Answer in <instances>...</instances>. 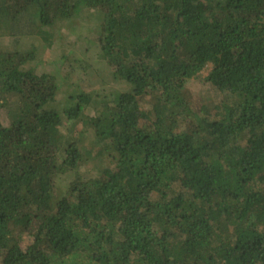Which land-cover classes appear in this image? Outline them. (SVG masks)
Returning a JSON list of instances; mask_svg holds the SVG:
<instances>
[{"label": "trees", "instance_id": "trees-1", "mask_svg": "<svg viewBox=\"0 0 264 264\" xmlns=\"http://www.w3.org/2000/svg\"><path fill=\"white\" fill-rule=\"evenodd\" d=\"M84 10L125 86L59 100L24 41ZM0 27V264H264V0H0Z\"/></svg>", "mask_w": 264, "mask_h": 264}, {"label": "rangeland", "instance_id": "rangeland-1", "mask_svg": "<svg viewBox=\"0 0 264 264\" xmlns=\"http://www.w3.org/2000/svg\"><path fill=\"white\" fill-rule=\"evenodd\" d=\"M85 12L84 10L83 13L79 14V17H73L71 19L72 23L59 22L51 40V45L28 38L24 41L25 46L31 41L39 44L35 63H39L38 70H45L54 74L56 81L62 85L57 95L59 100L64 99L69 93L76 92V86L79 85V88L83 89L85 87L87 91L93 92L101 88L125 86L122 80H116L109 69L105 68L106 65L94 60L99 48L93 42L97 39L100 18L97 15L88 18ZM6 29L0 27V44L2 45L10 39ZM66 54L72 58L76 56L84 62H91L93 67L84 70L79 66L76 68L72 66L69 57L62 59ZM208 73L209 70H203L199 76L188 82L190 93L195 98L217 99L218 93L206 78ZM96 159L97 157L89 160L91 161L89 166L94 165ZM20 241L22 246L26 248L33 242V236L24 232L20 236Z\"/></svg>", "mask_w": 264, "mask_h": 264}]
</instances>
